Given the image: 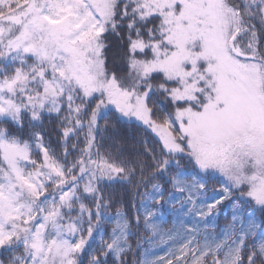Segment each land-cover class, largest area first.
<instances>
[{"label": "snow or ice", "instance_id": "6c2138e0", "mask_svg": "<svg viewBox=\"0 0 264 264\" xmlns=\"http://www.w3.org/2000/svg\"><path fill=\"white\" fill-rule=\"evenodd\" d=\"M133 223L137 264H264V0H0V264H128Z\"/></svg>", "mask_w": 264, "mask_h": 264}, {"label": "trees", "instance_id": "16d2710c", "mask_svg": "<svg viewBox=\"0 0 264 264\" xmlns=\"http://www.w3.org/2000/svg\"><path fill=\"white\" fill-rule=\"evenodd\" d=\"M56 126L55 122L53 121H46L45 122V129L51 130ZM131 132V130H129ZM137 137L139 138L142 134L136 133ZM53 137V147H56L55 139H56V133L52 132ZM145 139H148L149 137L144 136ZM59 151V149H57ZM212 184L215 186L216 182L213 181ZM105 195H110L114 200H119L121 203L117 205L118 208H121V210L128 213L129 220H134L135 215L137 214V205H138V199L134 195V189L131 186H122V185H114L110 188H108L105 192ZM232 213L233 210L228 207H222L219 210L218 215L214 216L213 218H210L207 233H209L212 237H217L220 235L221 230L228 227L232 222ZM109 214L114 215L115 209H110ZM187 219V217H185ZM160 226L163 230V232H168L170 230L176 229L178 232H180L181 235H183V231L181 228V225L177 223L175 216L166 215L164 220L159 221ZM186 226V225H185ZM109 229L111 228V225L107 226ZM131 231L133 233V236L130 238V244L133 247V253L137 251L136 245L138 239H137V233L139 232L142 236L141 244L143 245V249L139 250V255H135V263L142 261L144 258V251H148L149 253H153L154 256H160L163 257L166 255V252L168 251V244L164 243L161 244L158 241L153 242L152 244L145 243V239H151L150 235L144 230L143 227H137L135 223L131 226ZM173 247H176V245H173ZM134 254H129L125 259L128 261L131 256ZM154 258V257H153Z\"/></svg>", "mask_w": 264, "mask_h": 264}, {"label": "rangeland", "instance_id": "374dc122", "mask_svg": "<svg viewBox=\"0 0 264 264\" xmlns=\"http://www.w3.org/2000/svg\"><path fill=\"white\" fill-rule=\"evenodd\" d=\"M137 239H138L139 243L141 244V241L143 238L139 232L137 233ZM127 262H128V264H136L135 263V255L131 256V258Z\"/></svg>", "mask_w": 264, "mask_h": 264}]
</instances>
